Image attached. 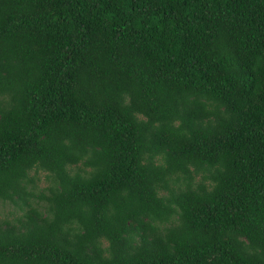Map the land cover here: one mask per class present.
I'll return each instance as SVG.
<instances>
[{"label": "trees", "instance_id": "trees-1", "mask_svg": "<svg viewBox=\"0 0 264 264\" xmlns=\"http://www.w3.org/2000/svg\"><path fill=\"white\" fill-rule=\"evenodd\" d=\"M0 200V264H264V0H0Z\"/></svg>", "mask_w": 264, "mask_h": 264}, {"label": "rangeland", "instance_id": "rangeland-1", "mask_svg": "<svg viewBox=\"0 0 264 264\" xmlns=\"http://www.w3.org/2000/svg\"><path fill=\"white\" fill-rule=\"evenodd\" d=\"M33 172V171H32ZM45 173L39 172L36 174V190L35 192H40L41 189L47 184L46 180L44 178ZM42 204V202H40ZM36 206H39L40 204H36ZM15 210V212H14ZM12 212V213H10ZM17 210L14 208V206L9 203V201L0 200V220H12L14 218V215L16 214ZM14 214V215H13Z\"/></svg>", "mask_w": 264, "mask_h": 264}]
</instances>
